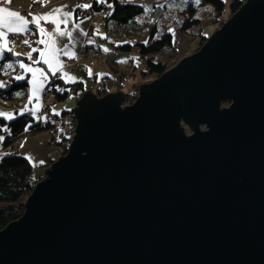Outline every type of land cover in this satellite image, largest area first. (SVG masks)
Returning a JSON list of instances; mask_svg holds the SVG:
<instances>
[{"label": "water", "instance_id": "1", "mask_svg": "<svg viewBox=\"0 0 264 264\" xmlns=\"http://www.w3.org/2000/svg\"><path fill=\"white\" fill-rule=\"evenodd\" d=\"M138 90L80 96L0 264H264V0Z\"/></svg>", "mask_w": 264, "mask_h": 264}, {"label": "trees", "instance_id": "2", "mask_svg": "<svg viewBox=\"0 0 264 264\" xmlns=\"http://www.w3.org/2000/svg\"><path fill=\"white\" fill-rule=\"evenodd\" d=\"M91 1L93 6L91 7L95 8V11H93L96 12L97 15L98 13L101 14L100 10L102 4L96 2V0ZM178 1L179 0L170 2L168 0H161V2L156 3L157 5L163 7L164 16L159 21L151 24L148 31L149 37L145 40L147 43H122L120 46H116L118 50L123 51H129L132 45L138 48L140 58L145 59V70L142 72V76L144 77H153L154 79H157L169 69L170 65H174V63L177 62L175 56H170L169 60L164 63L160 59L168 49L177 53L174 46H172L173 35L170 29L172 30L174 28L177 33L181 35L189 34L190 36H198L202 32L201 26H204V24L198 18L193 19V16L192 18L184 16L183 19H181V16H178L175 17L176 19L173 18V20L169 22L168 18L170 16L169 13L172 10L171 7H173L174 11L179 10L181 7ZM187 2L189 1L187 0ZM201 2L212 8L215 13L214 22L218 19L217 17L223 14L225 6L223 1L201 0ZM108 3L109 0H106V4ZM193 4L194 3L189 2V7L183 9L181 13L188 11L191 15H193L195 12V8L192 7ZM241 4V0H231V13L235 14ZM112 7L113 8L107 12H111V15H107V13L101 15H104L103 17H105L106 29H109L108 26L110 25L116 32L120 30L124 31V29L129 28L131 25L134 26L137 23L138 18H140L144 12L141 5L139 6L131 3H113ZM206 40V36H201L200 41L202 45ZM27 85L26 79H14L9 87H5V89L0 90V101L6 102L16 99V93H25ZM58 88L62 90L58 91ZM48 92L53 94L56 102L64 101L70 95L74 94L80 98V96L84 93L82 83L66 84L54 76L51 78L46 87V94H48ZM95 95L98 98L100 97L98 88L95 91ZM127 97L130 96L128 95ZM228 105L229 102L221 104L222 107H227ZM72 111L73 110H70V112H63L62 114H69L71 116ZM61 118L62 116L53 115L47 120L36 121L28 112L23 115H17V117L13 120L6 121L0 118V133H3L2 128H5V126L8 127V131H6L7 134L3 135L4 140L2 142V149L7 150L8 147L15 146L19 139L24 141L31 136L39 134L40 132H47L49 136H51L50 141H53L55 143V147H57V151L59 153L58 158L61 157L66 153V150H64L60 144L62 138V127L64 126L60 122ZM26 128L27 130H25ZM14 153L0 158V204H4V206L0 207V231L7 225L11 224V222L21 217L23 214L24 200L30 196L34 185L38 183V181L32 180V169L28 160L23 156L16 155ZM55 161L56 159L51 158L47 161V163L50 165Z\"/></svg>", "mask_w": 264, "mask_h": 264}, {"label": "crops", "instance_id": "3", "mask_svg": "<svg viewBox=\"0 0 264 264\" xmlns=\"http://www.w3.org/2000/svg\"><path fill=\"white\" fill-rule=\"evenodd\" d=\"M170 2L175 1V0H168ZM192 3H194V0H191ZM195 1H200L201 0H195ZM77 4H91L92 6V1L91 0H50L49 3L46 4V6L42 7L41 3L37 2V3H32V0H11L10 4H0V7H7L9 10H14V11H18L21 14L25 15L29 20L31 19V16H28V12H32L33 14H38V13H44L49 11L52 8L55 7H60L62 5H68V8L65 9V11H72L73 12V16L71 18V20L69 21L68 24V30H72L73 31V37H74V47L72 48V50L76 53V57L78 55V52L80 51L79 49L84 45V44H90L88 43V40L91 39L94 42H99V47L101 49V55L99 58L97 59H93V58H88L85 60H78L76 61V58L74 59H69L68 57H65L63 55L60 56V59L62 61H64L69 67L67 69V71L70 72V74L74 77H76L77 79L75 80V83H82V88L83 91H85L84 89V85L83 82L79 81L81 74L82 75H89L87 69L85 68V66H87V68H90L92 71V75H94L96 77L95 81L97 83V87L96 89L99 87L100 83H101V79L104 77H110L111 75H116L117 72H113V70H111L110 65L111 64H115V62L112 61L111 57L112 54L110 53H105L102 50V47H105V45L102 43V39L100 37L96 38L94 37V28L93 25L95 24V21L97 19H92L91 17H103L104 15H97L96 12H94L95 8H88V9H76L75 5ZM29 5H31V7H29ZM92 10V12H91ZM94 10V11H93ZM104 18V27H105V17ZM43 27L48 30L51 31L55 26L52 23H44L43 21L41 22ZM72 24H78L79 25V29L77 30H73L72 29ZM30 28L33 27L32 25L29 26ZM62 29L65 27L63 24H61L60 26ZM109 29H106L105 27V31L107 34V38L108 41L110 42L113 38L114 41L117 40V38H115V35L113 36L114 33H116L115 29H113V27H111L110 25L108 26ZM86 32L88 35L85 36L82 33ZM173 35V41H177V50H176V54L177 55H182L185 53L186 50H188V48L190 47V44L192 43V39H189L188 37H182V35H180L179 33L173 31L172 32ZM113 38H111V37ZM24 39H29L30 41H32V47H38L40 49H43L45 46L44 45H37L34 43L35 40L39 39V34L38 32H29L26 33L24 35ZM117 42V41H116ZM64 43H68V38L67 37H63L60 40V44L61 46ZM183 45V47H181V44ZM10 47H12L11 45H9ZM180 47L181 50H178ZM13 48V47H12ZM116 48V46H115ZM14 51L20 52V53H26L28 51H30L29 46L23 45L22 43L19 44L18 46L13 48ZM117 49V48H116ZM6 59L3 61H0V82L4 83V80H8V83L11 84L12 81L14 80V77L16 75H23L24 79H26V81H28L29 79H31V73L25 72L22 69H19L18 65L15 64L16 60H22L24 63H32L31 61H29L27 59L26 56L21 55L19 57H15L12 56L11 53H6ZM187 56V55H185ZM39 58V52H35L33 53V59H38ZM185 59V58H184ZM183 60V59H182ZM5 63H14V69L8 70L7 72L3 69V64ZM40 65V68H47V65H44L43 63H37ZM35 65V64H34ZM76 69V73L73 71H70V69ZM98 73H102L104 75H97ZM47 76L50 75V77L52 78V74L50 72L46 73ZM60 73H57L56 77L57 79L59 78ZM60 79V78H59ZM63 83L64 82L63 79H60ZM124 82V74L118 76V83L115 86H112L113 90L112 92H110L109 90L112 89L110 88L108 91V93L106 95H110L112 93H123L125 98H129V99H133V97L138 96V92H139V88L145 84L146 82L144 81L143 84H140L139 87L137 89H135V91L133 90H129V88L127 89V92H124L123 88H122V84ZM28 84V83H27ZM48 85V80L45 83V86L47 87ZM66 84H72V83H66ZM126 85V84H125ZM44 86V90L40 93V99H39V111L36 113L39 118L38 120H47L49 119L51 116H57L55 114H48V110L49 108L47 107V114L44 115L43 113V107L46 106V104L44 103V101H47V99H45V95L48 96V99L50 98L48 94H46V87ZM114 87H116V89H114ZM31 88V85H27V90L25 93L23 92H18V93H22V95L20 96H16V99L14 100H9L6 102H2L0 101V112H11L15 118L17 117V115H20V111L22 109H18L20 106H23L25 103L28 102L27 96L29 95V89ZM5 89V86L0 88V90ZM132 91V92H131ZM95 94V92H93ZM129 93V94H128ZM41 95L43 96L44 101H42ZM130 97H127V96ZM21 96L22 99H19ZM74 96V100H78L79 96L77 95H73ZM32 101L36 102L37 105V101L35 100V98H33ZM44 104V105H43ZM29 109L33 108V106H28ZM53 109H55L56 113H58L60 107H56L53 106ZM73 110V109H72ZM44 111H46L44 109ZM53 112V111H52ZM27 113V112H25ZM24 113V114H25ZM54 113V112H53ZM49 117V118H48ZM4 120L7 121V119L0 117ZM37 121V120H36ZM61 122V121H60ZM2 132L0 133V136H3L5 134H7L6 131L3 130L2 128ZM50 137L49 134L47 132H40L39 134H36L34 136L29 137L28 139L23 141V147H21V145L18 147V149H16L15 153L16 155H21L23 156L25 159L28 160L29 164L31 165V169H32V177H36L39 180H35L34 178H32V180L34 181H41L44 176H42L43 174V170L47 171L50 168V165L47 163V161L49 159H51V157H49L48 155H51L50 153V147L51 145H49V141H50ZM2 142L0 141V158L4 157V156H8L9 151L2 149ZM53 159V158H52ZM43 167V168H42ZM35 169V170H34ZM34 171V172H33ZM4 206L3 204H0V207Z\"/></svg>", "mask_w": 264, "mask_h": 264}, {"label": "snow or ice", "instance_id": "4", "mask_svg": "<svg viewBox=\"0 0 264 264\" xmlns=\"http://www.w3.org/2000/svg\"><path fill=\"white\" fill-rule=\"evenodd\" d=\"M41 3V6H46L50 0H32V3ZM96 2L100 4H105L106 0H96ZM125 2H130V0H125ZM11 0H0V4H10ZM109 8L112 7L111 4L107 5ZM31 7V5H29ZM91 7V4H77L75 5L76 9H88ZM68 8V5H62L60 7H55L50 9L44 13L33 14L32 12H28V16H31L29 20L25 15L21 14L18 11L9 10L7 7H0V61L6 59V53H11L12 56L19 57L24 55L27 57L32 64H26L22 60H16L15 64L18 65L19 69L24 70L25 72L31 73V79L27 81L31 88L29 89L28 95V103H31L33 98L37 101V105L33 108L29 109L28 105L25 104L24 108L20 111V115H23L25 112H28L32 117L36 116V113L39 111V99L40 93L44 90L45 83L48 80V76L46 73L50 72L52 76H56L57 73H60L59 78L63 79L67 82H75L76 77L72 76L68 69V65L60 59V56L63 55L68 57L69 59L76 58V53L72 50L74 47V37L73 31L68 30V24L73 16L72 11H65ZM145 11H148V8H145ZM107 15H111V12L107 13ZM52 23L55 27L48 31L46 30L42 23ZM63 24L65 27L62 29L60 26ZM32 25L33 27H29ZM72 29H79L78 24H72ZM171 31V29H170ZM29 32H38L39 39L35 40L34 43L37 45H44L43 49L38 47H32V41L29 39H21L20 43L23 45L29 46L30 51L26 53H20L14 51L12 47H10V43H15L17 37H23L26 33ZM87 36L86 32L82 33ZM63 37L68 38V43H64L62 46L60 44V40ZM88 43H93L91 39L88 40ZM124 43H128L124 41ZM147 43V41H144ZM102 47V50L107 53L110 51L107 47ZM39 52V58L33 59V53ZM136 59V58H133ZM120 63H126V60L118 61ZM37 63H43L47 65V68H39L33 67L32 65ZM3 69L7 72L8 70L14 69V63H5L3 64ZM89 75L92 74L90 68H87ZM97 75H104L102 73H98ZM15 80H23V75H16L14 77ZM5 84L0 82V88L4 87ZM58 91L62 89H57ZM17 96L22 95V93H16ZM54 114L56 113L55 109H53ZM0 117H3L7 120L15 119V116L11 112H0ZM4 131H8V127L5 126ZM27 130V128L25 129ZM4 137L0 136V141H3ZM23 147V144L21 145Z\"/></svg>", "mask_w": 264, "mask_h": 264}, {"label": "rangeland", "instance_id": "5", "mask_svg": "<svg viewBox=\"0 0 264 264\" xmlns=\"http://www.w3.org/2000/svg\"><path fill=\"white\" fill-rule=\"evenodd\" d=\"M189 2H192L191 0H188ZM224 2L225 6H224V10H223V14L219 17H217L218 19L215 20L214 22V15L215 13L213 12L212 8L209 5H205V3L200 2V1H193L194 4L192 7L195 8V12L193 13V15H191L188 11H184L183 13L182 10L188 8V4L189 2H187V0H179L178 3L180 4V9L177 11L172 10L170 11V16L168 18L169 22H171L173 20V18L181 16V19H183L184 16L186 17H190L193 19L194 18H198L201 20V22L204 24V26H201L202 32L200 33L201 36H206L207 39L210 38L211 36H213L216 32V30L221 28V23H226V21L229 19V14L231 13L230 11V4H231V0H221ZM91 17L92 19H97L95 21V24L93 25L94 28V37L98 38L100 37L102 39V43L105 45V47H107L108 49H110V51L108 52L109 54H112V61L115 62V64H111L110 68L111 70H113V72H117L116 75H111L115 78V80L118 81V76L119 74L122 75L124 74V82L122 84V88L124 89V92H127V89L129 88V90H134L137 89L139 87L140 84H143V82L147 81L146 83L153 81L154 78L153 77H144L142 76V72L145 70L144 68V62L145 59L144 58H140L139 55V50L137 47L135 46H131V49L129 51H123V50H118L115 48V46H120V44L124 43V41H127L128 44H134L135 42H144L145 40L148 39V31L149 28L151 27V24L148 22L147 18L145 15H141L140 18H138L137 23L134 26H130L129 28H126L120 31H117L116 33L113 34V36L115 35V38H117V42L114 41L113 38L110 42L108 41L107 38V34L105 31V27L104 25V18L103 17ZM176 19V18H175ZM175 31L174 28L171 30V32ZM176 32V31H175ZM200 34L194 35V36H190L189 34H185L182 35V37H188L189 39H192V43L190 44V47L188 48V50L185 51L184 54L182 55H177L175 52L171 51V49H168L167 52H165L162 56L161 61L164 63L166 61L169 60L170 56H175L177 62L174 63L177 64L178 62H180L182 59L191 56L192 54H194L196 51H198L203 45L201 43V36ZM181 35V34H180ZM206 42V41H205ZM126 44V43H125ZM177 44L176 41H173V45L175 50H177ZM181 47H183L182 43L180 44ZM178 50H181L180 47ZM187 55V56H185ZM136 58V59H133ZM121 60H126V63H120L118 61ZM26 64H32V63H26ZM174 65H170L169 69L173 68ZM33 67H39V64H35L32 65ZM75 69V68H73ZM71 71V69H70ZM76 69H75V73H76ZM96 77L94 75H82L80 77L81 82H83L84 85V89L86 92H95L96 91V87H97V83L95 81ZM51 77L50 75H48V83L50 82ZM65 82V81H64ZM76 82V81H75ZM75 82H67V83H75ZM126 84V85H125ZM47 85V84H46ZM46 87V86H45ZM112 88V86H111ZM114 89H116V87H114ZM113 88L110 89L109 91L112 92ZM131 91V92H132ZM129 94V93H128ZM49 95V99L47 101H44L43 96L41 95L42 101H44V103L46 104V106H44L43 109V113L44 115L47 114V107L49 106V110H48V114H54L53 111V106L56 107H60L58 114H55L57 116H62L61 118V123L65 126L66 128V124L70 123L71 120V116L68 115H64L62 114L63 112H70V110L74 109L76 106V100H74V96L70 95L66 100L64 101H59L56 102L54 100L53 94L51 92H48ZM138 95V94H137ZM23 96H21L19 99H22ZM28 99V96H27ZM28 106H36V102L32 101L31 103H25ZM25 104L23 106H20L18 109H22ZM128 105L131 106L134 104L132 99L129 98H125L124 99V103L121 105ZM44 105V104H43ZM222 107V106H221ZM44 109L46 111H44ZM35 120L38 121L39 116L36 114L35 117H33ZM68 126V125H67ZM204 128V127H203ZM4 129V128H3ZM60 140V137H59ZM23 143V141H22ZM50 147V153L51 155H48L49 157L53 158V159H58V151H57V147L55 146H49ZM10 153V152H9ZM43 168V167H42ZM35 170V169H34ZM34 172V171H33ZM46 171L43 170V174L44 175ZM35 180H39L36 177H32ZM4 205V204H3ZM24 209V207H23Z\"/></svg>", "mask_w": 264, "mask_h": 264}, {"label": "built area", "instance_id": "6", "mask_svg": "<svg viewBox=\"0 0 264 264\" xmlns=\"http://www.w3.org/2000/svg\"><path fill=\"white\" fill-rule=\"evenodd\" d=\"M161 0H130V2H125V0H109V3L108 4H113V3H131V4H135V5H141L143 7V15L146 16L148 22L151 24V23H155L157 21H159L163 16H164V9L162 6L160 5H157L156 3L160 2ZM242 1V4H245L247 0H241ZM108 4H102L101 6V14H104V13H107L108 11H110L113 7L109 8L107 5ZM154 4V5H153ZM240 6V7H241ZM148 8V11H145V8ZM99 15H101L100 13H98ZM234 14L230 13L229 14V18H231ZM225 23H222V26L224 25ZM25 37H17L16 40H15V43H10V45L14 48L16 46H18L20 43V40L21 39H24ZM177 43V41H176ZM80 51L78 52V55L76 57V61L78 60H85V59H88L89 57L90 58H93V59H97L100 57L101 55V49L99 47V42H94V43H90V44H84L80 49ZM71 71L75 72V69H71ZM118 83L117 80H115V78L113 76H110V77H104L101 79V83L98 87L99 89V92H100V97H103L105 96L109 91V89L111 88V86H115L116 84ZM4 84H5V87H9L10 84L8 83V80H4ZM137 97V96H136ZM136 97H133V102L134 100L136 99ZM47 95H45V99H47ZM126 106H128L127 104L126 105H123L121 106L120 108L123 110V108H125ZM68 125V126H67ZM181 128L184 130V133L186 136H189L191 135V131L184 125L183 122H181ZM65 126V125H64ZM77 128V125H76V120L74 118V114H73V111L71 112V120H70V123L66 124V128L65 127H62V138H61V146L63 147L64 150H66V153L64 155L67 154V152L69 151L70 149V144L71 142L74 140V136L76 134L75 130ZM204 128L201 127V130H203ZM22 144V140L19 139L17 142H16V145L13 146V147H8L7 148V151H9L10 153H14L16 151V149H18V147ZM49 145L51 146H55V143L53 141H50ZM60 146V147H61ZM62 155V156H64ZM61 158V157H59ZM52 164V163H51ZM26 200V199H25ZM24 200V201H25Z\"/></svg>", "mask_w": 264, "mask_h": 264}, {"label": "bare ground", "instance_id": "7", "mask_svg": "<svg viewBox=\"0 0 264 264\" xmlns=\"http://www.w3.org/2000/svg\"><path fill=\"white\" fill-rule=\"evenodd\" d=\"M161 2V1H160ZM159 3V2H158ZM48 97V96H47ZM47 100H48V98H47ZM48 108H49V106H48ZM25 203V202H24Z\"/></svg>", "mask_w": 264, "mask_h": 264}]
</instances>
